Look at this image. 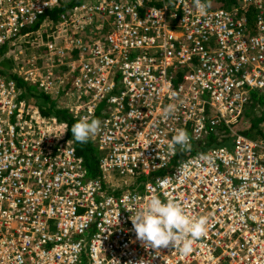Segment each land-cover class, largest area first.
Listing matches in <instances>:
<instances>
[{
	"label": "built area",
	"instance_id": "built-area-1",
	"mask_svg": "<svg viewBox=\"0 0 264 264\" xmlns=\"http://www.w3.org/2000/svg\"><path fill=\"white\" fill-rule=\"evenodd\" d=\"M69 1L0 0V264H264V135L240 127L264 104V0H82L53 21ZM43 23L38 62L2 54ZM27 85L100 122L96 175ZM152 196L207 218L190 253L137 239Z\"/></svg>",
	"mask_w": 264,
	"mask_h": 264
},
{
	"label": "clouds",
	"instance_id": "clouds-1",
	"mask_svg": "<svg viewBox=\"0 0 264 264\" xmlns=\"http://www.w3.org/2000/svg\"><path fill=\"white\" fill-rule=\"evenodd\" d=\"M197 7L201 11L204 10V5L200 3V0H197ZM8 63L7 59L0 61L1 71H6ZM174 108V105L165 108L163 113L165 118L173 112ZM247 121L249 122V119ZM99 126L100 122L96 119L90 121L86 118L81 119L72 126V137L76 142L86 143L90 136L97 132ZM177 146L190 147L189 136L184 129L177 130L168 145L172 153L175 152ZM179 174L186 175L187 172L182 168ZM130 220L137 239L146 249H159L172 245L174 248L178 247L184 254H188L192 250L193 241L202 237L207 231L206 217H191L186 214L179 203L171 199L162 200L157 196L150 197L134 215H131Z\"/></svg>",
	"mask_w": 264,
	"mask_h": 264
},
{
	"label": "trees",
	"instance_id": "trees-1",
	"mask_svg": "<svg viewBox=\"0 0 264 264\" xmlns=\"http://www.w3.org/2000/svg\"><path fill=\"white\" fill-rule=\"evenodd\" d=\"M81 1L82 0H71L69 2L62 3L58 8L48 12V15L53 21H56L59 13L79 4ZM220 2L222 3V1ZM4 51H6V48H4L3 51H1L2 54L4 53ZM0 74L2 75L5 74V71L0 70ZM26 88L27 89L24 95H26L29 99L32 98L34 102H38L37 104L41 105L40 109L43 114L55 116L56 118L65 121L68 125V135L71 138H73L71 133V128L75 123L79 122V120L72 117L69 111L66 108L59 105L55 100H51L47 95L43 94L41 91H38L35 86H26ZM261 99L264 100V96H262ZM95 116H97V114ZM257 123L258 121L255 118L249 119V122L248 121L244 122V124L246 125V130H249V126H251L252 128L254 127L256 128ZM256 133L261 134V132L259 131H257ZM243 134L247 137L251 136V133L248 131H244ZM212 139H216V138H211V140ZM75 146L77 153L83 158L84 166L87 169L88 173L91 176L96 175L97 174L96 163L98 160V153L92 143V140L89 138L86 143H79L75 141Z\"/></svg>",
	"mask_w": 264,
	"mask_h": 264
},
{
	"label": "rangeland",
	"instance_id": "rangeland-1",
	"mask_svg": "<svg viewBox=\"0 0 264 264\" xmlns=\"http://www.w3.org/2000/svg\"><path fill=\"white\" fill-rule=\"evenodd\" d=\"M203 3L207 4L208 6L211 7H221L220 4L222 1V3H224V6L228 7L229 4H231L230 0H202ZM43 27H41V29H37L38 32L35 33V36L32 39H29L28 41H26L25 43L21 44H16L14 46H12L11 48H6V52L9 54V56L11 57H15L16 59L20 60V59H29L33 56H35L37 58V62L40 60V57L43 53L42 51V45H44V40L46 38H50L51 36V31L49 32L48 27L49 25H47V23H43L42 25ZM46 32H48V34H46ZM32 60H35L33 58H31ZM4 61V59L2 60ZM9 61V60H7ZM264 102L263 99H260V103ZM255 118L258 123H257V127L252 128L251 126H249V130H247L248 132L251 133L252 137L253 134L256 136L258 135H264V104L261 105V108H256L254 106L253 101H251L249 104L246 105L243 114H242V119H244L245 121H247L248 119H253ZM261 132L260 133H256L257 131Z\"/></svg>",
	"mask_w": 264,
	"mask_h": 264
},
{
	"label": "crops",
	"instance_id": "crops-1",
	"mask_svg": "<svg viewBox=\"0 0 264 264\" xmlns=\"http://www.w3.org/2000/svg\"><path fill=\"white\" fill-rule=\"evenodd\" d=\"M221 4L223 5L224 3H221ZM221 4H220V6H222ZM245 122H246V121H245ZM245 126H246V125L244 124V119H243L242 125L240 126V127L242 128L241 132L247 131L246 128H245ZM243 129H244V130H243ZM254 136H255V135L253 134L252 137H254ZM256 136H257V135H256Z\"/></svg>",
	"mask_w": 264,
	"mask_h": 264
}]
</instances>
